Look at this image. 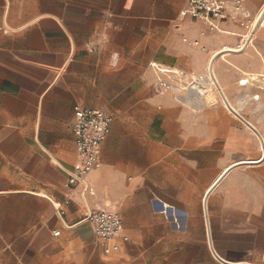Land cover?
<instances>
[{
    "label": "crops",
    "instance_id": "obj_1",
    "mask_svg": "<svg viewBox=\"0 0 264 264\" xmlns=\"http://www.w3.org/2000/svg\"><path fill=\"white\" fill-rule=\"evenodd\" d=\"M186 5L0 0V264H264V142L208 76L212 65L264 139L237 105L264 103V14L248 39L232 19L217 30L182 16ZM75 104L114 119L94 194L67 183ZM215 193L226 210H210ZM101 208L128 237L109 254L84 220Z\"/></svg>",
    "mask_w": 264,
    "mask_h": 264
},
{
    "label": "built area",
    "instance_id": "obj_2",
    "mask_svg": "<svg viewBox=\"0 0 264 264\" xmlns=\"http://www.w3.org/2000/svg\"><path fill=\"white\" fill-rule=\"evenodd\" d=\"M244 1L186 0L187 5L181 11V15L205 20L210 24L211 29L217 30H219V27L213 23L214 20L232 19L251 34L255 26V19L245 8ZM152 65L160 72L182 73L167 66H158L157 63H152ZM209 75V78L214 81L210 73ZM247 81L248 79H242L240 83L246 85ZM74 114L75 119L72 131L75 135V148L79 163L76 169L69 172L67 183L74 185L81 184L84 195L87 192L94 194V189L88 180V173L101 165L102 145L112 132L114 119L111 114L103 109L88 108L80 104H75ZM68 202L69 200L66 199L65 204ZM55 208L61 216L65 214L64 207L55 204ZM84 220L89 221L92 224L95 235L100 240L106 242L104 251L107 254L119 248L118 240L120 238H128L123 234V219L116 211L106 208L90 210ZM58 234H60V231H55V235Z\"/></svg>",
    "mask_w": 264,
    "mask_h": 264
},
{
    "label": "rangeland",
    "instance_id": "obj_3",
    "mask_svg": "<svg viewBox=\"0 0 264 264\" xmlns=\"http://www.w3.org/2000/svg\"><path fill=\"white\" fill-rule=\"evenodd\" d=\"M240 109L246 113L250 120L257 125L264 134V103L260 100H254L247 102H241L237 104ZM249 174L253 175L258 173L255 170H250ZM236 198V197H235ZM210 210L220 211L226 210L225 194L215 193L210 200ZM234 210H241L240 204L234 202Z\"/></svg>",
    "mask_w": 264,
    "mask_h": 264
},
{
    "label": "water",
    "instance_id": "obj_4",
    "mask_svg": "<svg viewBox=\"0 0 264 264\" xmlns=\"http://www.w3.org/2000/svg\"><path fill=\"white\" fill-rule=\"evenodd\" d=\"M263 14H264V12L261 14V17L263 16ZM261 17H260V18H261ZM256 26H257V24L254 26L253 31L255 30ZM253 31H252V33H253ZM251 37H252V34H250V36L248 37V39H250ZM247 41H248V40H247ZM247 41H246V43L244 44V46L247 45V43H248ZM209 71H210V74H211V76L213 77V79H214V81H215V83H216V86H217V88H218V90H219L221 96L223 97L225 103L227 104V106H228L233 112H235L238 116H240V117H241L246 123H248V124H249V125H250V126H251V127H252V128L258 133V134H259V136L261 137V140L264 142V139H263L262 135H261L260 132L256 129V127H254L250 122H248L245 118H243L242 115L239 114L238 111H237V110L231 105V103L229 102V100H228V98H227L225 92L223 91V89H222L220 83L218 82V80H217V78H216V76H215V74H214L213 66H212V65H210Z\"/></svg>",
    "mask_w": 264,
    "mask_h": 264
},
{
    "label": "bare ground",
    "instance_id": "obj_5",
    "mask_svg": "<svg viewBox=\"0 0 264 264\" xmlns=\"http://www.w3.org/2000/svg\"><path fill=\"white\" fill-rule=\"evenodd\" d=\"M261 13H262V12H260L259 14H257V16H256V18H255V20H254V24H256V23L258 22ZM228 34H229V33H228ZM208 74H209V73H208ZM252 74H253V73H252ZM208 76L210 77V75H208ZM252 77L256 79V78H258V75L254 73V74L252 75ZM195 78H196V77H195ZM252 80H253V79H252ZM209 81L211 82L210 87H211V88L214 87V88H216V90H217V87H216V85H215V82H214L212 79H210ZM198 88H199V87H198ZM211 88H210V90H211ZM200 89L203 90V92H204V88H200ZM206 89H208V88H206ZM213 91H214V90H213ZM213 91H212V92H213ZM203 92H202V93H203ZM210 92H211V91H210ZM210 92L208 93L209 96H210L211 93H212V92H211V93H210ZM214 92H215V91H214ZM213 94H214V93H213ZM205 95H206V93H205ZM207 96H208V95H207ZM229 100H230V99H229ZM223 103H224V102H223ZM263 149H264V148H263Z\"/></svg>",
    "mask_w": 264,
    "mask_h": 264
}]
</instances>
